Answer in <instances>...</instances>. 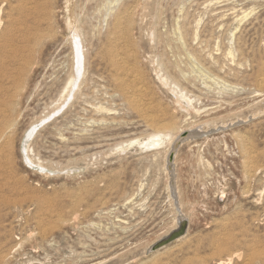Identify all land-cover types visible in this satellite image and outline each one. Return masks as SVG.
Returning a JSON list of instances; mask_svg holds the SVG:
<instances>
[{"label": "rangeland", "instance_id": "1", "mask_svg": "<svg viewBox=\"0 0 264 264\" xmlns=\"http://www.w3.org/2000/svg\"><path fill=\"white\" fill-rule=\"evenodd\" d=\"M263 185L264 0H0V264H264Z\"/></svg>", "mask_w": 264, "mask_h": 264}, {"label": "bare ground", "instance_id": "2", "mask_svg": "<svg viewBox=\"0 0 264 264\" xmlns=\"http://www.w3.org/2000/svg\"><path fill=\"white\" fill-rule=\"evenodd\" d=\"M47 2V1H46ZM132 7V6H131ZM49 8V7H48ZM56 8V7H55ZM67 9V8H66ZM132 9V8H131ZM232 10H234V9H232ZM39 11V10H38ZM48 12V11H47ZM47 12H45V13H47ZM39 13V12H38ZM126 13V12H125ZM40 14V13H39ZM42 14V13H41ZM41 14H40V16H41ZM118 14H119V12H118ZM247 14V13H246ZM246 14H244V15H246ZM47 15H48V13H47ZM73 15V14H72ZM226 15V14H225ZM248 15V14H247ZM43 16H44V14H43ZM241 16V15H240ZM45 17H46V15H45ZM68 18V17H67ZM241 18V17H240ZM69 19V18H68ZM123 19H124V17H123ZM127 19V18H126ZM68 21V20H67ZM116 21V20H115ZM40 22H42V21H40ZM51 22V21H50ZM125 22V21H124ZM48 23V22H47ZM38 24V23H37ZM68 24V23H67ZM69 25V24H68ZM132 25V24H131ZM117 26H119V25H117ZM123 26V25H122ZM115 27H116V25H115ZM122 28V27H121ZM123 29V28H122ZM124 30V29H123ZM128 30H130V29H128ZM73 31V30H72ZM77 31V30H76ZM113 31V30H112ZM121 31V30H120ZM197 31V30H196ZM71 33V32H70ZM74 33V32H73ZM113 33H114V31H113ZM117 33H119L118 32V30H117ZM129 33V32H128ZM69 34V33H68ZM115 34V33H114ZM122 34V33H121ZM66 36V35H65ZM77 38V40H75V41H79L78 40V36L77 35H75ZM122 37V39H123V35H121ZM116 37V36H115ZM128 37V36H127ZM36 38V37H35ZM75 38V37H74ZM73 39V38H72ZM120 39V38H119ZM118 39V40H119ZM121 39V40H122ZM74 40L72 41V42H74ZM113 40V39H112ZM124 40V39H123ZM182 40V39H181ZM116 41V40H115ZM125 41V40H124ZM127 41V40H126ZM77 42H74V43H77ZM80 42V41H79ZM78 42V43H79ZM122 42V44H123V41H121ZM120 42V43H121ZM73 43V44H74ZM118 43V42H117ZM114 44V43H113ZM127 44V43H126ZM80 44H78V46H79ZM201 45V44H200ZM76 46V45H75ZM77 46V48L79 49V47ZM123 46V45H122ZM118 47V46H117ZM124 47H125V45H124ZM119 48H120V45H119ZM129 48V47H128ZM74 49V48H73ZM75 49H76V47H75ZM78 49H76V51H78ZM125 49V48H124ZM81 50V49H80ZM79 50V51H80ZM113 50H115V49H113ZM128 50V49H127ZM230 50V49H229ZM78 51V53H80ZM115 51H118V50H115ZM125 52V51H124ZM228 52V51H227ZM234 52V51H233ZM232 52V53H233ZM115 53V52H114ZM117 54V53H116ZM230 54V53H229ZM28 55V54H27ZM81 55H83V54H81ZM235 55V54H234ZM194 57V56H193ZM78 59H79V57H77ZM80 58H82V57H80ZM119 60V59H118ZM117 60V61H118ZM83 60H80V62H82ZM80 62H78V64H80ZM196 62V61H195ZM72 63V62H71ZM120 63V62H119ZM119 66H120V64H118ZM30 66V65H29ZM81 66V64L79 65V68H82V67H80ZM198 66V65H197ZM77 67H78V65H77ZM23 68H25V67H23ZM78 68V70L79 71H81L80 69ZM25 70V69H24ZM70 70V69H69ZM74 70H76V67L74 68ZM78 70H77V72H78ZM73 73V72H72ZM76 73V72H75ZM80 74V73H79ZM77 76H79V75H77ZM22 77V76H21ZM75 78V77H74ZM81 78V77H80ZM20 80H21V78H20ZM71 80V79H70ZM219 80V79H218ZM72 82V81H71ZM68 83V82H67ZM75 83V82H74ZM76 84V83H75ZM74 85H72V87H73ZM74 88H75V86H74ZM72 90V89H71ZM72 92V91H71ZM232 92V91H231ZM15 94V93H14ZM72 94V93H71ZM220 94V93H219ZM230 94H232V93H230ZM238 94V93H237ZM69 95H70V91H69ZM72 96V95H71ZM70 96V97H71ZM69 97V96H68ZM68 97H67V99H68ZM65 102V101H64ZM67 103H68V101H67ZM63 104H65V103H62V105H60V107L61 106H64ZM65 107V106H64ZM62 108V107H61ZM61 108H60V111H61ZM58 109V108H57ZM107 109V108H106ZM194 110V109H193ZM58 111H59V109H58ZM56 109H55V112H58ZM200 111V110H199ZM50 114H51V112H50ZM54 113H52V115H53ZM49 116V115H48ZM51 116V115H50ZM44 118V117H43ZM47 119H48V117H46ZM50 120V119H49ZM39 124V123H38ZM33 128V127H32ZM200 128V127H199ZM34 129V128H33ZM167 129V128H166ZM195 129H196V127H195ZM30 130H32L31 129V127H30V129H29V131ZM189 130H194L193 128L192 129H189ZM28 131V132H29ZM183 132V131H182ZM203 132V131H202ZM31 133H33V132H31ZM180 135L181 134H179L175 139L172 137V136H170L169 134H166V133H164V132H157V133H155V134H153V135H151L149 138H147L146 140H143V141H141L140 142V144L141 145H144L145 147H147V149H156V148H161V146L162 145H164L166 142H167V140H168V142H170V143H175V141L180 137ZM31 136V135H30ZM249 138V137H248ZM247 139V138H246ZM250 139V138H249ZM246 142V141H245ZM238 143V142H237ZM249 143V142H248ZM247 143V144H248ZM24 146V145H23ZM173 146V145H172ZM171 146V147H172ZM241 146V145H240ZM170 149H172V148H170ZM250 150V149H249ZM247 151V150H246ZM170 154V153H169ZM245 154V153H244ZM250 155H251V153H250ZM252 157V156H251ZM27 158V157H26ZM168 158V157H167ZM166 158V159H167ZM244 158V157H243ZM27 160V159H26ZM29 161V160H28ZM30 162V161H29ZM174 162V161H173ZM166 163H167V160H166ZM167 165V164H166ZM174 165V164H173ZM168 166V165H167ZM165 168H166V166H165ZM168 169V168H167ZM169 171V170H168ZM169 173V172H168ZM252 174V173H251ZM249 175V174H248ZM170 176V175H169ZM171 177V176H170ZM170 179V178H169ZM170 181H171V179H170ZM171 185V184H170ZM169 186V185H168ZM264 186V185H263ZM263 188V187H262ZM169 189H170V187H169ZM259 191V190H258ZM77 218V217H76ZM179 218V217H178ZM181 219H182V217H181ZM180 220H179V222H177V224L174 226V228H172L171 230H169L168 232H167V234L162 238V239H164L165 237H167V236H169L175 229H177L178 227H179V225H180ZM188 229V228H187ZM187 234V231H186V233H185V235ZM184 235V236H185ZM184 236H182V237H180V238H178V239H176V240H174L172 243H174V242H176V241H178V240H180L181 238H183ZM161 238V237H160ZM161 239V240H162ZM157 242V241H156ZM172 243H170V244H168L167 246H169V245H171ZM161 249V248H160ZM158 250V249H157Z\"/></svg>", "mask_w": 264, "mask_h": 264}, {"label": "water", "instance_id": "3", "mask_svg": "<svg viewBox=\"0 0 264 264\" xmlns=\"http://www.w3.org/2000/svg\"><path fill=\"white\" fill-rule=\"evenodd\" d=\"M202 134H203V132L201 130H196V129L185 131L180 135V137L175 141V143L172 146V150L169 154L168 169L171 173L170 184H171V188H172L174 195L176 194V191H175V174H174V167H173V161H174L175 153L184 140H187L189 138H197V137L201 136ZM180 221L181 222H180L179 227L177 229H175L169 236L160 240L156 244L154 249L165 247L168 244L172 243L174 240L185 235L187 228H188V223L184 219H181Z\"/></svg>", "mask_w": 264, "mask_h": 264}]
</instances>
